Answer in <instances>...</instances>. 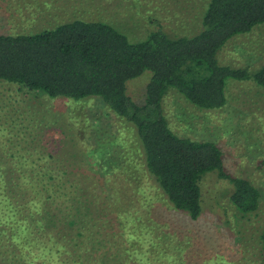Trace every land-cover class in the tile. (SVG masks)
Segmentation results:
<instances>
[{
	"label": "rangeland",
	"instance_id": "1",
	"mask_svg": "<svg viewBox=\"0 0 264 264\" xmlns=\"http://www.w3.org/2000/svg\"><path fill=\"white\" fill-rule=\"evenodd\" d=\"M208 2L0 0V32L29 34L79 18L108 22L133 42L160 28L172 36L188 35L200 29ZM218 58L221 64L259 68L264 64V23L233 36ZM151 75L146 71L128 81L139 103ZM226 94L224 107L206 109L172 88L164 97V111L178 135L217 142L227 170L251 179L263 199L257 210L240 213L230 199V182L212 172L201 181L202 214L192 220L170 203L141 161L135 134L100 99L52 97L0 80V264H39L37 252L21 244L42 240V233L45 238L51 234L55 248L63 247L62 238L68 236L52 217L54 210L45 222L36 218L47 213L31 211V201H40L39 179L49 175L59 181L60 193L70 192L65 180L85 183L83 207L70 192L65 208L71 213L67 219H79V213L86 218L91 230L86 243H104L102 255L91 264H264V87L229 79ZM100 151H119L132 163L114 168L96 156ZM98 179H108L109 194Z\"/></svg>",
	"mask_w": 264,
	"mask_h": 264
},
{
	"label": "trees",
	"instance_id": "2",
	"mask_svg": "<svg viewBox=\"0 0 264 264\" xmlns=\"http://www.w3.org/2000/svg\"><path fill=\"white\" fill-rule=\"evenodd\" d=\"M260 23H264V0H209L200 29L188 35L172 36L160 28L146 39L133 42L108 22L79 18L29 34L0 32V80L52 97L100 99L135 134L143 154L141 161L175 209L184 210L197 220L203 210L201 181L216 172L219 178L230 182V199L240 213L246 214L259 208L261 188L251 179L227 170L217 142L194 140L174 132L164 111V97L174 88L198 107L218 109L227 104L229 79L264 87V64L256 69L234 67L221 64L218 58L233 36L248 33ZM146 71L152 75L145 87L144 101L139 103L130 95L128 81ZM96 154L114 168L132 163L119 151ZM48 168L50 172L54 170L53 166ZM55 180L53 175L39 179L40 201H31V211L47 213L36 218L45 222L54 210L52 217L65 226L68 236L62 238L63 247L55 248L51 234L45 238L43 233L42 240H32L21 247L36 251L39 264H48L51 259V264H91L102 255L104 243H86L91 235L86 218L79 213V219H67L71 213L65 208L70 192L78 206L83 207L85 183L65 180L70 192L60 193L61 186ZM98 182L109 194L108 179ZM260 237L264 256V229ZM20 238L27 239L25 234ZM56 255L59 256L55 258ZM225 261L222 258L221 263Z\"/></svg>",
	"mask_w": 264,
	"mask_h": 264
}]
</instances>
